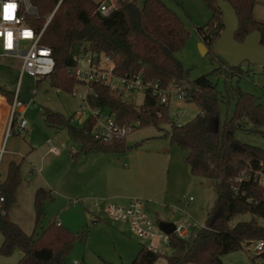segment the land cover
Wrapping results in <instances>:
<instances>
[{
	"label": "trees",
	"instance_id": "trees-1",
	"mask_svg": "<svg viewBox=\"0 0 264 264\" xmlns=\"http://www.w3.org/2000/svg\"><path fill=\"white\" fill-rule=\"evenodd\" d=\"M203 1L211 17L197 33L209 49L207 53H213L211 48L223 31L221 12L214 0ZM226 1L234 8L239 21L235 40L242 43L247 35L257 31L264 45V23L253 15L256 0ZM31 2L38 10L37 18L32 21L38 31L52 16L41 42L51 49L54 58V72L48 79L53 89L71 93L75 85L80 86L74 73V58L78 54H103L114 63L113 74L117 78L140 77L161 88L177 83L186 87L185 102L196 106L195 118L185 125L175 126L168 116L170 104H160L150 92L144 94L139 107L123 101L116 90L102 83L92 85L95 97H89L92 108L108 112L119 126L160 130L161 125H171L169 143L187 151L190 174L213 181L215 201L205 226L188 239H180L174 233L169 235L167 245L171 254L165 258L166 264H223L224 255L244 250L247 243L264 241V227L257 223V219L264 222V188L252 178L254 173L264 169V150L239 143L234 138L237 130L264 138V109L257 98L238 87L226 88L223 96L210 75L189 80V70L176 58L189 36L181 19L160 0H144L141 7L134 0L118 1L116 10L107 17L91 13L90 0H63L59 6L57 0ZM221 62L230 73L239 76L241 66L232 69ZM11 100L12 92L0 86V105ZM230 101L234 104L231 118L217 122L219 105ZM43 117L50 127L66 129L69 138L79 144L80 150L74 154V159L81 154H124L137 148L127 147L124 138L109 142L94 139L95 120L92 118L82 128H76L59 113L46 111ZM20 169L21 164L10 163L0 183V256L10 257L18 250L21 257L17 264H67L75 244L85 241L84 231L73 234L55 220L42 228L40 234L34 230L27 235L8 217L16 204ZM242 174L251 180L237 182ZM53 199L51 190L35 191V229L43 220L44 204ZM244 214H250L251 220L230 225L234 218ZM256 254L254 259L264 260V250ZM159 258L158 253L141 247L130 264H155Z\"/></svg>",
	"mask_w": 264,
	"mask_h": 264
},
{
	"label": "rangeland",
	"instance_id": "rangeland-1",
	"mask_svg": "<svg viewBox=\"0 0 264 264\" xmlns=\"http://www.w3.org/2000/svg\"><path fill=\"white\" fill-rule=\"evenodd\" d=\"M90 0L89 7L94 13L98 2ZM116 8L118 1L112 0ZM138 7L144 0H134ZM173 11L183 22L189 32L188 40L176 58L184 69L189 70V80L193 81L202 75H210V80L216 84L221 94L225 95L226 88L238 87L258 99L264 109V69L261 66L243 63L239 76L230 73L222 65L220 58L214 52H208L202 46V40L197 29L203 27L210 19L211 12L203 0H160ZM254 19L264 23V0H256L253 9ZM212 50V48H211ZM85 68L79 63V69ZM17 81V73L12 66L0 69V86L13 92ZM115 85L119 82L115 80ZM73 92H63L53 89L49 80L38 81L23 77L20 88V100L27 106L24 118L27 129L18 133L16 124L13 134L6 135L9 126V114H0V181L7 172L10 162L20 163L21 184L16 191V204L9 211V219L17 224L27 235L35 230L40 234L55 218H58L64 229L73 234L81 230L86 234L85 241H78L67 264H130L141 247L148 248L154 244L153 240L137 239L130 231L129 224L117 226L112 219L103 218L95 226L88 217L99 216L107 205L120 202L100 199L112 195H126L141 197L145 203V212L152 224L170 222L175 225L191 224L193 234L205 226L207 214L215 201L213 181L194 177L190 174L187 163V151L170 145L168 134L171 125L142 127L135 125V129L125 136V144L135 149L124 154L82 156L75 164L71 161V154L79 153V144L73 142L64 128H53L45 122L42 116L46 111H52L70 120V125L80 128L79 121L88 112L80 113L83 106L82 99L74 96L84 91L75 85ZM136 107L143 103V94L135 93L131 101ZM223 102L219 105L217 122L223 123L233 114V102ZM198 110L193 103L171 99L168 116L175 126H182L190 122L197 115ZM17 113L16 117L19 116ZM249 128V127H248ZM239 143L254 146L264 150V138L260 134L250 131L237 130L234 134ZM58 152V156L49 153L51 146ZM103 161H98V158ZM94 163L105 168L98 174L103 185L110 181L108 176L113 172L117 175L116 186L106 190L96 191L85 183L84 177L91 171ZM141 168L139 176L144 179L145 186L136 183L124 190L125 173ZM105 171H107L105 173ZM109 171V172H108ZM105 173V174H104ZM98 177V178H99ZM97 178V179H98ZM119 181L124 182L120 186ZM143 181V182H144ZM51 190L54 200L44 204V217L35 229V214L33 208V194L38 189ZM101 193V194H99ZM101 195V196H100ZM129 196V197H130ZM86 197L88 200H83ZM189 198L192 200L189 201ZM139 200V199H138ZM131 202V201H130ZM74 204V205H73ZM97 205L94 207L93 205ZM250 214L239 215L230 225L251 220ZM91 219V218H90ZM111 221H110V220ZM257 223L264 227V222L257 219ZM2 237L0 236V244ZM160 258L155 264H166L165 258L171 251L165 242H159ZM254 246V245H253ZM252 247L224 255L223 264H264V260L254 259L256 253ZM20 252L16 250L10 257L0 256V264H17ZM254 259V262H253Z\"/></svg>",
	"mask_w": 264,
	"mask_h": 264
},
{
	"label": "built area",
	"instance_id": "built-area-1",
	"mask_svg": "<svg viewBox=\"0 0 264 264\" xmlns=\"http://www.w3.org/2000/svg\"><path fill=\"white\" fill-rule=\"evenodd\" d=\"M63 0H57L59 6ZM8 5H14L11 10V19H5V10ZM116 6L112 0H102L98 2L96 13L103 17L109 16ZM38 10L31 0H0V65L4 68L12 66L17 73V81L15 89L12 92V100L7 105H0V114L7 112L9 114V126L6 135L13 134L15 124L18 133H22L27 129V122L24 113L27 106L20 100V88L23 77L32 80L43 81L48 80L54 72V58L51 49L44 45L42 35L51 20L46 19V23L41 31L36 29L33 20L37 18ZM76 67L74 70L76 79L81 83L83 93H74L73 95L82 99V112H88V120H95L93 129L94 139L109 142L114 139H121L132 131V126H119L113 120L108 112L99 108H92L89 97L94 96L92 85L102 83L107 85L111 90H116L121 99L129 102L133 94L150 92L155 96L160 104H170L171 99L177 101H186V87L177 83H171L165 88H161L156 83L143 81L140 77L136 78H117L113 74L114 63L112 60L103 55H95L91 53H80L74 58ZM79 63H84L85 68L79 69ZM115 80L119 85H115ZM73 92V91H72ZM19 116L16 117L17 113ZM51 146V145H50ZM53 154H57V150L50 147ZM2 153L3 151L0 150ZM253 181L261 188H264V169L253 174ZM251 180L249 176L242 174L237 180ZM192 199L189 198V201ZM107 215L113 221L127 222L130 226L131 233L141 240H153L157 238L159 241L168 243L169 236L158 230L155 224L149 219L145 212V203L140 200H131L126 208L110 207ZM59 224V223H58ZM174 234L180 239H188L191 237V224L176 225ZM254 245V246H253ZM255 253L264 250V241L250 243L248 247H252ZM153 253H157V247L152 244L148 247ZM73 264H80L74 262Z\"/></svg>",
	"mask_w": 264,
	"mask_h": 264
},
{
	"label": "water",
	"instance_id": "water-1",
	"mask_svg": "<svg viewBox=\"0 0 264 264\" xmlns=\"http://www.w3.org/2000/svg\"><path fill=\"white\" fill-rule=\"evenodd\" d=\"M214 1L221 12L223 25V31L212 46L214 53L232 69L239 68L243 63L261 66L264 69V45L261 44V34L253 31L242 43L236 41L234 36L239 21L234 8L226 0ZM157 228L167 236L173 234L176 229L175 224L170 222H159ZM249 245L250 243L246 244Z\"/></svg>",
	"mask_w": 264,
	"mask_h": 264
},
{
	"label": "crops",
	"instance_id": "crops-1",
	"mask_svg": "<svg viewBox=\"0 0 264 264\" xmlns=\"http://www.w3.org/2000/svg\"><path fill=\"white\" fill-rule=\"evenodd\" d=\"M257 20V19H256ZM202 46L205 48V46H204V44L202 43ZM206 49V48H205ZM0 69L1 70H4V67L3 66H1L0 65ZM36 83H38V82H36ZM79 88H81L80 86H79ZM71 93H72V91H71ZM1 102V101H0ZM8 103H5V101H3L2 102V105L3 106H5V105H7ZM80 113H84V112H82L81 110H80ZM43 116V115H42ZM88 116H89V113H88V115H84L83 114V118L79 121V125H80V128H82L84 125H85V123L88 121ZM49 153L50 154H52V155H54V156H58L59 155V152L57 151V154H53L51 151H50V148H49ZM74 154H77V153H74ZM74 154H71V161H72V163L73 164H75V162H77L82 156H86V155H84V154H81V155H78L75 159L73 158V156H74ZM98 155H111V154H99V153H97ZM88 156H91V155H88ZM87 157V156H86ZM102 158L100 157V158H98L97 160L98 161H103V160H101ZM10 163H14V162H10ZM9 163V164H10ZM15 164H18V163H15ZM20 164V163H19ZM97 165V163H94L93 164V166H92V168L93 169H91V171H89V173L87 174V176H85L84 177V179H85V183H87V185L89 186V187H92L93 189H95L96 191H99V190H103V189H107V188H109V187H113V186H116L115 185V183H116V178H117V175L115 174V173H113V172H109L110 174L108 175L111 179H110V181H108V184L107 185H103L102 184V182H101V179H100V177H99V173L101 172V170H103V169H107V170H109L108 168H110V166H108L107 168H105V165H103V166H100V167H98V166H96ZM8 169V168H7ZM141 171V168H139V169H135V171H129L128 173H125V183H126V181H127V183L124 185V182H122V181H119V184H120V186H123V189L125 190L126 189V186L127 187H132V186H134L136 183H139L140 184V186H142V187H144L145 186V181H144V179H142L140 176H139V172ZM107 171H105V173H106ZM104 173V174H105ZM6 175H7V172H6ZM6 177V176H5ZM99 177V178H98ZM98 178V179H97ZM5 179V178H4ZM3 179V180H4ZM2 180V181H3ZM2 181H0V183L2 182ZM144 181V182H143ZM35 193V192H34ZM99 194H101V193H99ZM101 196V195H100ZM130 194H126V195H112V196H110V197H101L100 199H103V200H105V202H107V201H109V200H115V201H118V202H120V204H118V203H112V204H109V205H107V207H106V209H104L102 212H103V214H100V212H99V216L98 217H96V216H93V217H88L89 218V220H91L90 222L92 223V225L93 226H95L96 224H98L99 222H103V218H105V217H107V210L110 208V207H117V208H126L128 205H129V203H130V201L131 200H134V199H136V200H140L141 201V197H136V195L135 196H130ZM33 197H34V194H33ZM53 198H54V196H53ZM88 198H90V197H86V198H84L83 200H88ZM54 200V199H53ZM143 201V200H142ZM74 205V204H73ZM94 207H96L97 205H93ZM146 206V205H145ZM91 218V219H90ZM108 218V217H107ZM55 220H59L58 218H55L54 220H53V222L55 221ZM110 220V219H109ZM111 221V220H110ZM112 222L113 223H117L116 225L117 226H119V224H122V223H127V222H121V221H113L112 220ZM58 223H60L59 221H58ZM176 226V225H175ZM128 227H130V226H128ZM119 228H120V226H119ZM193 228L194 227H192L191 229H190V231H191V235H192V233H193ZM81 231H83V230H81ZM80 231V232H81ZM129 231H130V228H129ZM131 232V231H130ZM87 237V236H86ZM137 238V237H136ZM86 239V238H85ZM138 239V238H137ZM159 242H162V241H159L158 239L156 240V242L154 243L155 244V246L157 247V253H158V248H159V246H160V244H159ZM140 250V248L138 249V251ZM138 251H137V253H138ZM136 253V254H137ZM159 254V253H158ZM171 254V253H170ZM136 256V255H135ZM20 257H21V254H20ZM135 258V257H134ZM134 260V259H133ZM132 260V261H133Z\"/></svg>",
	"mask_w": 264,
	"mask_h": 264
},
{
	"label": "snow or ice",
	"instance_id": "snow-or-ice-1",
	"mask_svg": "<svg viewBox=\"0 0 264 264\" xmlns=\"http://www.w3.org/2000/svg\"><path fill=\"white\" fill-rule=\"evenodd\" d=\"M14 7V5H8L6 10H5V19H11V10Z\"/></svg>",
	"mask_w": 264,
	"mask_h": 264
}]
</instances>
